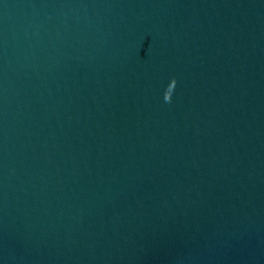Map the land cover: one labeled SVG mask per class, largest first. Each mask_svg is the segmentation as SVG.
<instances>
[{
  "label": "water",
  "instance_id": "obj_1",
  "mask_svg": "<svg viewBox=\"0 0 264 264\" xmlns=\"http://www.w3.org/2000/svg\"><path fill=\"white\" fill-rule=\"evenodd\" d=\"M0 264H264V0H0Z\"/></svg>",
  "mask_w": 264,
  "mask_h": 264
}]
</instances>
